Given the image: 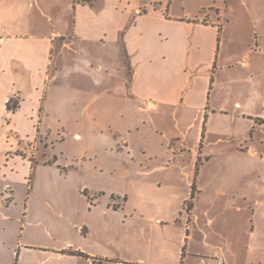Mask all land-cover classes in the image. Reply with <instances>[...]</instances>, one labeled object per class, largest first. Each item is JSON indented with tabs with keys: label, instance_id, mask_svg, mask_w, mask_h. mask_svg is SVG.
Masks as SVG:
<instances>
[{
	"label": "crops",
	"instance_id": "1",
	"mask_svg": "<svg viewBox=\"0 0 264 264\" xmlns=\"http://www.w3.org/2000/svg\"><path fill=\"white\" fill-rule=\"evenodd\" d=\"M24 2L0 1V264H264L256 21L242 51L231 4Z\"/></svg>",
	"mask_w": 264,
	"mask_h": 264
},
{
	"label": "rangeland",
	"instance_id": "2",
	"mask_svg": "<svg viewBox=\"0 0 264 264\" xmlns=\"http://www.w3.org/2000/svg\"><path fill=\"white\" fill-rule=\"evenodd\" d=\"M4 1V0H0ZM45 0H25L24 7H23V15H25L24 20L31 18L35 13H37V7L38 3L43 5ZM52 3L59 0H49ZM47 0V2H49ZM62 2V0H60ZM102 0H94V3H100ZM143 2H146L149 4V7L154 9H161V13L163 15H167L168 13V5L171 2V11L175 14L181 13L182 15L190 18L195 13L198 12V7L200 5H204L200 8V21L204 24H209L210 18L207 14L210 8L209 4L213 3V5H217L220 8H225L227 4H231L233 7V12L230 13L229 17V27H227V31L225 34H236L240 41V49L243 51L244 49H249L251 45H253L255 42L253 38L254 35V21H256L258 26V37L259 40L261 39L262 42H264V0H142ZM145 6V5H144ZM144 6L140 7L139 13L145 12L146 9ZM32 7V8H31ZM29 8L31 9L29 12ZM45 13L50 14L51 12L49 10H45ZM207 14V15H204ZM70 19L72 17V10L69 11ZM71 22V21H69ZM68 22V23H69ZM224 22V17L221 15L220 23ZM39 28L36 30H28L25 31V33H40L44 32L47 35L54 36V32L56 31V26H54L53 23H51L49 18H43L41 17V24L38 25ZM30 37V36H25ZM227 45V44H226ZM227 47V46H226ZM256 62L261 63V60H258L256 57ZM17 99L15 98H9L7 105L10 106V109H13L16 107ZM40 141L42 142V138L39 135L38 131L35 136V139L33 142L31 141L30 144V150L31 152L35 151L38 146H40ZM188 203V202H187ZM186 206H188L186 204ZM247 226V221L240 219V232H245V227ZM264 226V225H262ZM247 228V227H246Z\"/></svg>",
	"mask_w": 264,
	"mask_h": 264
},
{
	"label": "trees",
	"instance_id": "3",
	"mask_svg": "<svg viewBox=\"0 0 264 264\" xmlns=\"http://www.w3.org/2000/svg\"><path fill=\"white\" fill-rule=\"evenodd\" d=\"M94 0H72V7L74 8L76 4L81 3V4H90L93 5ZM7 108L10 109V106L7 105ZM195 193V186L194 184L192 185V193L190 197V201L186 203L188 206H186L187 211L189 210L190 204H191V199L193 198Z\"/></svg>",
	"mask_w": 264,
	"mask_h": 264
},
{
	"label": "built area",
	"instance_id": "4",
	"mask_svg": "<svg viewBox=\"0 0 264 264\" xmlns=\"http://www.w3.org/2000/svg\"><path fill=\"white\" fill-rule=\"evenodd\" d=\"M214 260L216 264H226L224 258L220 255H215Z\"/></svg>",
	"mask_w": 264,
	"mask_h": 264
}]
</instances>
